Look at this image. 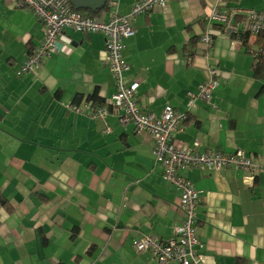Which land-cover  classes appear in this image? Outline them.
<instances>
[{
  "label": "crops",
  "instance_id": "1",
  "mask_svg": "<svg viewBox=\"0 0 264 264\" xmlns=\"http://www.w3.org/2000/svg\"><path fill=\"white\" fill-rule=\"evenodd\" d=\"M12 1L0 0V264H159L133 242L174 238L181 192L164 179L151 135L112 105L117 82L106 35L65 29L59 53L17 76L44 24ZM136 1L82 12L108 21ZM215 5L169 0L139 16L123 42L125 81L139 83L141 113L161 117L172 106L184 114L176 138L197 152L243 151L264 165V71L256 74L255 58L264 34L247 35V43L218 35L206 49L199 37ZM228 7L261 11L264 0ZM214 77L220 87L210 99L193 102L188 93ZM101 110H108L102 119ZM182 173L201 191L197 233L206 263L264 264V173Z\"/></svg>",
  "mask_w": 264,
  "mask_h": 264
},
{
  "label": "built area",
  "instance_id": "2",
  "mask_svg": "<svg viewBox=\"0 0 264 264\" xmlns=\"http://www.w3.org/2000/svg\"><path fill=\"white\" fill-rule=\"evenodd\" d=\"M20 7L32 9L44 24L41 42L30 53L17 70V76L37 72L43 60L61 51L65 29L77 32L106 35L111 71L117 82V93L113 97L116 111H126L124 122L133 123L136 129L147 131L153 140L156 162L163 167V177L181 192L180 209L183 222L175 229V236L169 241L148 234L134 240L137 252L149 251L159 264H207L203 251L205 244L200 240L197 227V209L202 203L201 191L183 175V171L195 167L221 170L233 168L249 173H264V165L255 162L243 151L227 154L221 151L197 152L185 142L176 138L184 132L186 116L172 106H167L161 117L141 113L135 101L139 83H127L125 74L130 67L123 60L124 40L135 34L134 23L144 14L156 8H165L169 0H137L127 14L114 13L110 20L96 18L86 12L76 10L73 0H14ZM120 0H108L107 8L118 10ZM207 30L200 42L209 49L218 35L238 37L241 34L259 36L264 34V10L229 9L228 0H216L210 13L205 17ZM264 55V54H263ZM220 87L214 77L199 86L198 92H189V98L209 100L212 93ZM104 118L108 110L100 111Z\"/></svg>",
  "mask_w": 264,
  "mask_h": 264
},
{
  "label": "water",
  "instance_id": "3",
  "mask_svg": "<svg viewBox=\"0 0 264 264\" xmlns=\"http://www.w3.org/2000/svg\"><path fill=\"white\" fill-rule=\"evenodd\" d=\"M108 0H73L76 10L87 11L92 15H97L107 7Z\"/></svg>",
  "mask_w": 264,
  "mask_h": 264
},
{
  "label": "trees",
  "instance_id": "4",
  "mask_svg": "<svg viewBox=\"0 0 264 264\" xmlns=\"http://www.w3.org/2000/svg\"><path fill=\"white\" fill-rule=\"evenodd\" d=\"M261 35H263V34H261ZM200 36V35H199ZM249 36V35H248ZM248 36H247V34H241V35H239L238 37H236V38H238V39H241L243 42H245V43H247L248 42ZM196 38H198V37H196ZM195 38V39H196ZM199 38H201V37H199ZM197 40L198 39H196L195 41L197 42ZM264 49H261L260 51H258L257 53H256V59H257V71H256V74L257 75H260V74H262L263 73V71H264ZM82 101V98L81 97H77L76 99H75V102L78 104V103H80Z\"/></svg>",
  "mask_w": 264,
  "mask_h": 264
},
{
  "label": "rangeland",
  "instance_id": "5",
  "mask_svg": "<svg viewBox=\"0 0 264 264\" xmlns=\"http://www.w3.org/2000/svg\"><path fill=\"white\" fill-rule=\"evenodd\" d=\"M11 2H13L12 0H11ZM14 3V2H13Z\"/></svg>",
  "mask_w": 264,
  "mask_h": 264
}]
</instances>
